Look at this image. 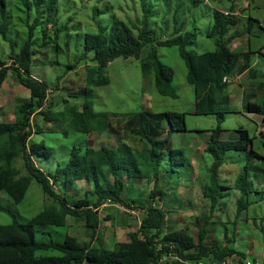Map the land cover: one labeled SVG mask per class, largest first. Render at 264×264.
<instances>
[{
  "label": "rangeland",
  "instance_id": "rangeland-1",
  "mask_svg": "<svg viewBox=\"0 0 264 264\" xmlns=\"http://www.w3.org/2000/svg\"><path fill=\"white\" fill-rule=\"evenodd\" d=\"M199 1L201 4L197 5L193 3V0H147L146 2L142 0H59L58 25L49 27V33L53 39L56 37L57 29L60 30L55 40L58 49L53 44L43 49L35 46L33 49L36 57L31 70L33 76L41 80L50 90L48 102L54 113L64 111L68 108L67 106L80 109L83 103L89 100L95 112L117 115L118 117L112 118L113 125L117 127V121L120 120L121 135L127 136V141L139 150L149 148L150 145L146 141L142 142L129 137L128 133L122 130L123 118L128 117V114L144 111L185 113L187 131L172 133V141L175 148L186 152L188 167L184 171L177 170L171 177L163 176L160 182V188L166 192L164 200L158 201V205L166 214L165 228L167 230L184 229L197 241L199 231L204 226L209 230L208 243L231 242L230 248L242 254L244 262L255 259L264 262V236L259 229L264 219V160L258 158L250 160V153L245 151L226 152L224 164L215 182L219 201L215 209H210V201L203 195V187L210 182L209 169L214 163V158L205 152V148L211 130L218 124V118L215 114H194L195 88L186 80L187 67L180 56L179 48L157 46L161 61L175 71L173 86L177 90V97L173 98L159 93L154 85L153 76L148 79L145 77L142 62L146 52L140 58H119L109 64L106 70L109 84L96 86L94 79L97 67L90 59L93 53L87 52L84 47L86 35L98 33L99 26L111 27L117 20L125 22L132 28L134 25L141 26L144 19L142 7H148L153 10L148 23L153 29L155 39L160 40L162 37L165 40L175 35L174 28L178 19L177 28H181L182 23L185 22L183 25L185 30L189 29L198 35L196 45L190 49L191 51L197 54L213 52L217 49L216 43L207 36L209 28L213 25V12L216 9L229 12L231 5L238 10L240 13L238 15L241 17L232 50L236 53L246 51L256 54L259 47H264V0ZM30 3L32 0H9L8 2L9 39L8 42L4 41L0 35V55L2 59L8 61L9 65L10 54L12 51L18 53L21 50L29 39V25H32L39 16L36 6L31 7ZM43 7L44 13L45 5ZM249 16L257 21L247 22ZM42 19L46 22L45 13ZM137 31L138 29L135 28V32ZM34 40L42 43L40 29H36ZM85 54L88 58L78 63ZM255 58L256 56H251L248 58L249 62L244 60L242 64L240 63L229 86H226L223 92L215 93L216 98L223 99L222 103L217 105V110L231 108L233 111L244 113V115L240 113L226 115L223 127L229 134H226L225 138L230 137V134L231 138H234V134L240 138L236 130L241 128L249 130L251 136L254 133L259 136L261 130H264L261 117L245 110L248 103L252 102L253 105L264 103V93H262L264 92V57H261L259 64L254 67L253 78H249L250 70L243 74L248 70V64L256 61ZM70 65H74L75 68L68 69ZM85 90L88 91V95L84 93L80 98L74 97ZM29 97L30 93L9 72L7 81L0 89L2 120L13 121L16 105ZM238 100L239 103H237ZM242 100L246 102L243 110ZM63 114L64 118H58L50 125L44 124L42 116L34 117L35 126L37 125V128L42 126L44 133L33 135V140L41 142L46 147L44 151L50 152L47 156H36L35 163L46 174H54L59 166L66 165L70 151L75 146L84 149L98 148L101 145L113 148L117 145V136L112 133L99 134L94 131L87 134L76 131L66 120L67 114ZM48 127L51 131L47 130ZM255 149L264 154V147L259 141H256ZM18 166L21 174H26L21 158L18 159ZM243 176L248 183L246 190L240 186L235 187L237 179ZM152 184L150 181L138 182L131 197L146 202L153 188ZM90 188L87 181H78L69 191L70 203H77ZM131 197L125 193V199ZM49 206H53L52 198L49 199L36 180L31 182L26 197L20 204H16L6 193L0 191V207L14 213L23 223L30 221ZM98 217L100 224L96 233H93L84 219L69 217L64 228L46 230V232H52V238L38 232L37 239L62 241L69 235L86 244L97 238L108 249H113L116 243L129 241V233L139 229L143 212L108 202L100 208ZM205 220H208L210 224H206ZM12 222V214L0 210V225H8ZM210 263L208 260H202L195 264Z\"/></svg>",
  "mask_w": 264,
  "mask_h": 264
},
{
  "label": "trees",
  "instance_id": "trees-1",
  "mask_svg": "<svg viewBox=\"0 0 264 264\" xmlns=\"http://www.w3.org/2000/svg\"><path fill=\"white\" fill-rule=\"evenodd\" d=\"M58 1L32 0L31 7L36 6L39 16L29 25V39L18 53L12 51L9 57L10 65L0 55V89L11 72L17 82L30 93L28 99L16 105L13 121L2 120L0 114V191L6 193L16 204H20L24 201L31 182L36 180L53 201V206L47 207L26 223L20 222L11 211L0 207V210L11 213L13 217L11 224L0 225V264H161L165 258L164 264L199 263L202 260L213 264L233 256H237L239 264H242L244 258L242 254L230 248L231 242L208 243L209 230L204 226L199 231L197 241L184 229L165 228L166 214L158 205V201L164 200L166 192L160 188V182L163 176L171 177L177 170L184 171L188 167L186 152L175 148L172 141V133L187 131L185 113L144 111L128 114V117L123 118L122 130H125L129 137L146 141L150 145L149 148L139 150L127 141V136L121 135L120 120L117 121V127L113 125L112 118L118 116L95 112L89 100H86L80 109L67 106L64 111L53 112L48 102L49 89L33 76L31 67L36 57L33 49L35 46L43 49L53 44L58 49L55 40L60 30L57 29L55 39L49 33V27L58 25ZM8 2L9 0H0V35L7 42L10 23ZM194 4L201 3L194 0ZM43 5L46 8V22L42 19ZM235 9L231 5L228 14L214 10L213 25L207 33L217 46L213 52L197 54L191 51L196 45L198 35L189 29L185 30V22L182 23V29L177 28L178 19L174 28L175 35L165 40L162 37L160 40L155 39L153 29L148 23L153 10L148 7H142L144 19L141 26L134 25L132 28L117 20L111 27L99 26L98 33L87 34L84 44L86 51L93 53L90 59L97 67L94 79L96 86L109 84L106 70L110 63L119 58H140L146 52L142 62L145 77L148 79L153 76L159 93L173 98L177 97V90L173 86L175 71L161 61L157 46L179 48L180 56L187 67L186 80L195 88L194 114H215L218 118V124L211 130L205 148V152L214 158V163L209 169L211 185L203 187V195L209 199L211 210L215 209L219 201L215 182L224 164L226 152L245 151L250 153V160H264V154L255 149L256 141L264 147V130H261L259 136L255 133L251 136L249 130L241 128L236 130L240 135L238 140L221 139L226 115H244L241 111L229 108L217 110V105L221 104L223 99L219 100L215 94L217 91L223 92L228 86L224 78L233 77L243 55L229 47L236 39L237 33L232 32L240 21V17L234 13ZM246 21L254 23L257 20L249 16ZM135 28L138 29L137 32ZM36 29H40L42 43L34 40ZM87 56L85 54L81 57L78 63L87 59ZM72 68L75 66H68V69ZM84 93L89 94L85 90L74 97L80 98ZM245 108L247 112L261 116L264 123V103L253 105L251 102ZM63 113L67 114L66 120L76 131L87 134L94 131L99 134L112 133L117 136V145L113 148L101 145L98 148L84 149L75 146L70 151L66 165L59 166L54 174H46L35 163L36 156H47L50 152L44 151L46 147L41 142L33 140V135L44 133L42 126H35L34 117L40 115L44 124L50 125L56 119L64 118ZM49 129L48 127L47 130ZM19 158L23 161L26 172L24 175L18 166ZM245 178L243 176L237 179L235 187L240 186L246 190L248 183ZM78 181H87L91 188L77 203L71 204L69 191ZM142 181L153 183L146 202L131 197L135 185ZM125 193L131 198L125 199ZM108 202L142 210L143 218L139 229L129 233V241L116 243L113 249H108L97 238L86 244L69 235L62 241L37 239L38 232L52 238V232L46 230L64 228L69 217L84 219L87 226L96 233L100 224L98 211ZM205 223L210 224L208 220H205ZM263 223L264 219L259 229L264 236ZM256 225L258 226L257 222ZM172 259L176 260L171 261Z\"/></svg>",
  "mask_w": 264,
  "mask_h": 264
},
{
  "label": "crops",
  "instance_id": "crops-1",
  "mask_svg": "<svg viewBox=\"0 0 264 264\" xmlns=\"http://www.w3.org/2000/svg\"><path fill=\"white\" fill-rule=\"evenodd\" d=\"M241 8V7H240ZM237 13H239L238 12V10H235ZM240 14V13H239ZM244 17V16H243ZM260 25H261V22H260ZM237 28V27H236ZM235 28V32H237V29ZM246 52V51H245ZM246 54L247 53H244L241 57V60H240V63L242 64L243 62H244V60H247L248 62H249V60H248V58L246 57ZM264 54V47H259V50H258V52H256V54L255 55H252V56H256V61L255 62H252V64H248V70H246L243 74H245L246 72H248L249 70H250V73H249V78H253V76L255 75V73H254V67L255 66H257L258 64H259V62H260V58L262 57V55ZM245 58H244V57ZM254 60V59H253ZM240 65V64H239ZM236 74V73H235ZM235 74H233V75H235ZM262 93H264V92H262ZM263 98H264V96H263ZM230 103H231V101H229ZM240 101L238 100L237 101V103H239ZM242 102H244V104H243V108H242V110L244 109V107H245V105H246V102H245V100H242ZM229 104V103H228ZM231 105H229V107H230ZM229 109H231V108H229ZM231 110H233V109H231ZM242 112V111H241ZM223 129H224V127H223ZM227 132V130H225L224 129V131L222 132V136H221V139L222 140H226V141H228V140H238L239 139V137H238V135H236V134H234V138H231L232 137V135L230 134L229 136L230 137H228V138H225L224 136L226 135V134H229V133H226ZM230 138V139H229ZM228 139V140H227Z\"/></svg>",
  "mask_w": 264,
  "mask_h": 264
},
{
  "label": "clouds",
  "instance_id": "clouds-1",
  "mask_svg": "<svg viewBox=\"0 0 264 264\" xmlns=\"http://www.w3.org/2000/svg\"><path fill=\"white\" fill-rule=\"evenodd\" d=\"M205 1H208V0H205ZM193 3H194V0H193ZM204 3H206V2H204ZM231 5V4H230ZM231 7V6H230ZM218 10V9H217ZM236 10V9H235ZM231 10H230V8H229V12H230ZM223 12V11H222ZM228 11L227 12H224L225 14H228L229 13ZM235 13V15H237V17H239V13H237L236 11L234 12ZM241 16H243V15H241ZM241 18V17H240ZM237 26H238V24H237ZM236 26V27H237ZM235 27V28H236ZM235 28H234V30H233V32L232 33H237V32H235ZM237 29V28H236ZM237 35V34H236ZM237 37V36H236ZM234 43V41L230 44V48L232 49V47H233V44ZM241 53H247L246 55H249L250 57L252 56V55H255V53H251V52H241ZM111 64V63H110ZM231 79H234V75H233V77H225L224 78V82L228 85L229 83H231ZM229 86V85H228ZM50 91V90H49ZM53 91V90H52ZM195 106H196V103H195ZM261 117V116H260ZM261 120H262V118H261ZM209 141V140H208ZM233 257H237V256H233ZM232 258V257H231ZM238 258V257H237ZM256 260H258V259H256ZM162 261H166V258L165 259H163ZM262 262V261H261ZM192 263H195V262H192ZM263 264H264V262H263Z\"/></svg>",
  "mask_w": 264,
  "mask_h": 264
},
{
  "label": "built area",
  "instance_id": "built-area-1",
  "mask_svg": "<svg viewBox=\"0 0 264 264\" xmlns=\"http://www.w3.org/2000/svg\"><path fill=\"white\" fill-rule=\"evenodd\" d=\"M221 264H239V259L237 257L228 258L223 262H221ZM242 264H263V262H261L260 260H256V261L243 262Z\"/></svg>",
  "mask_w": 264,
  "mask_h": 264
}]
</instances>
